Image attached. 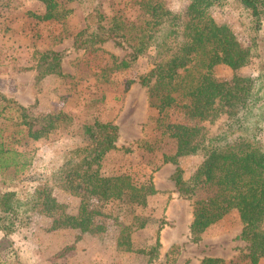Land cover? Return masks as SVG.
Returning a JSON list of instances; mask_svg holds the SVG:
<instances>
[{
	"label": "rangeland",
	"instance_id": "1",
	"mask_svg": "<svg viewBox=\"0 0 264 264\" xmlns=\"http://www.w3.org/2000/svg\"><path fill=\"white\" fill-rule=\"evenodd\" d=\"M60 1L70 9L65 17L40 19L36 15L45 9L42 0H0V93L25 106L32 116L52 114L57 118L55 127L38 139L29 137L23 124V131L13 135L18 129V112L0 100L1 136L27 159L23 170L10 168L0 175V264H198L206 255L250 264L245 256L247 242L239 237L242 225L236 210L209 225L199 240L190 238L191 201L175 187L172 173L176 164L161 158V150L173 149L172 141L166 138L159 150L144 147L158 135L154 126L156 111L148 105L145 86L138 82L139 75L152 65V50L125 67H117V62L129 59L131 49L122 36L90 47L73 43L75 34L86 26L87 13L94 4L103 13L101 23L108 24L116 16L135 24L141 13L139 0ZM157 1L178 14H186L188 0ZM224 1L209 7L211 15L217 23L229 25L243 44L253 45L254 54L247 65L235 70L216 64L212 75L219 80L234 74L249 76L253 89L264 92V19L260 30L254 32L239 0ZM94 16L97 19L95 12ZM48 50L61 52V74L38 78L40 53ZM170 115L173 120L202 125L207 131L214 130L225 118L223 112L212 117L188 97L173 105ZM95 119L118 126V148L102 157L98 170L103 174L130 173L138 180L151 178L157 191L147 197L144 206L101 203L107 213L97 215L106 226L103 232L50 229L54 217L76 214L86 196L62 188L56 174L66 159L81 157L80 148L87 139L83 125ZM35 121L39 125V120ZM199 161L200 157L193 154L178 158L184 176ZM47 186L55 198L50 212L40 211L42 194L38 195ZM8 191H15L13 198L19 200L12 213L1 208L2 194ZM132 211L147 218L145 226L130 237L133 247L152 245L159 231L155 258L120 249L116 244L119 224ZM257 264H264V258Z\"/></svg>",
	"mask_w": 264,
	"mask_h": 264
},
{
	"label": "trees",
	"instance_id": "2",
	"mask_svg": "<svg viewBox=\"0 0 264 264\" xmlns=\"http://www.w3.org/2000/svg\"><path fill=\"white\" fill-rule=\"evenodd\" d=\"M42 1L45 9L36 15L40 19H61L70 11L60 0ZM223 2L188 0L186 14L181 15L165 8L160 1L139 0V19L130 25L116 16L108 24L101 23L103 13L94 4L87 13L86 26L75 34L73 43L76 47H90L110 37L122 36L131 49L129 59L117 62V67H125L152 50V65L139 75L138 82L145 86L148 105L156 111L154 126L158 135L144 147L148 151L159 150L166 138L172 141L173 149L161 150V158L163 162L176 164L172 173L175 187L191 201L190 238L199 240L209 225L230 210H236L242 225L239 237L247 242L245 256L250 264H257L264 258V92L253 89L249 76L234 74L219 80L212 75L216 64L235 70L247 65L254 54L253 45L243 44L229 25L217 23L211 15L209 7ZM239 3L249 16L251 28L258 32L264 19V0H239ZM94 12L97 19H93ZM60 61L58 50L41 52L37 77L61 74ZM183 97L198 102L212 117L223 112L225 118L212 131L204 130L202 125L173 120L170 109L180 104ZM0 100L18 112V129L13 135L23 131L20 124L34 139L55 127L57 118L52 114L35 117L25 106L1 93ZM83 132L87 139L80 148L81 157L66 159L56 176L62 188L75 194L83 192L86 196L76 214L54 217L50 229L70 227L81 232H103L106 226L97 215L107 213L101 209V203L144 206L147 197L157 191L151 178L138 180L130 173L103 174L98 170L102 157L118 148L117 124L95 119L83 125ZM1 134L0 127V175L10 168L15 172L23 170L27 159ZM188 154L198 155L200 161L184 176L178 158ZM39 192L42 194L40 211L50 212L55 202L50 188L39 190L40 197ZM14 193L2 194V210L12 213L19 205V200L13 198ZM146 222L147 218L139 213H126L119 224L118 248L155 258L160 246L159 231L154 243L147 247H133L130 239ZM198 264L238 263L206 255Z\"/></svg>",
	"mask_w": 264,
	"mask_h": 264
}]
</instances>
